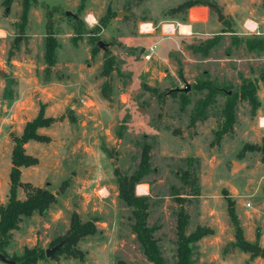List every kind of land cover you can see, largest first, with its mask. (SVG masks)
<instances>
[{"label": "rangeland", "instance_id": "374dc122", "mask_svg": "<svg viewBox=\"0 0 264 264\" xmlns=\"http://www.w3.org/2000/svg\"><path fill=\"white\" fill-rule=\"evenodd\" d=\"M4 1L0 20L8 13L15 23H9L11 36L2 31L8 26L0 25V192L9 187V132L17 124L11 108L19 83H29L25 97L36 93L38 106L47 100L45 116L56 119L40 128L43 133L38 131L48 143L29 142L27 154L38 163L21 173L22 183L49 190L56 202L44 216L22 218L6 255L20 258L25 249L37 248L44 259L36 264H149L132 234L131 210L118 197L114 175L118 169L130 176L147 143L151 173L136 185L135 194L149 198L148 224L156 227L154 237L165 264H175L179 205L190 216L187 234L197 226L213 230L196 244L195 264H264L261 252L248 249H264V128L258 124L264 117V0H28L22 33L18 25L24 0H11L9 6ZM189 2L194 5L171 13ZM210 5L220 10L222 21ZM146 22L155 27V39L149 42L144 39L148 36L138 34V26ZM246 22L255 24L254 32L245 29ZM177 23L185 25L180 30L184 33H159L162 24ZM48 34L59 48L54 74L45 82ZM214 38L217 44L205 55ZM151 46L156 52L147 61L144 53ZM110 55L117 71L111 75L112 100L107 102L100 92V74ZM95 62L99 67L92 72L82 68ZM93 75L98 81L80 89L78 83L89 84ZM243 79L257 84L260 107L254 116L248 103L238 99ZM63 83L70 93L62 103L54 97ZM186 86L189 90L183 92ZM233 96L238 99L233 131L211 145ZM199 104L206 107L207 119L190 126ZM22 111H14L20 126ZM245 145L250 148L243 150ZM185 171L197 178L199 196L182 182ZM17 194L25 198L24 191ZM231 208L242 228L244 248L235 238ZM73 212L83 222L98 220L97 233L76 245L83 258H53L56 253L46 257L45 251L66 234Z\"/></svg>", "mask_w": 264, "mask_h": 264}, {"label": "trees", "instance_id": "16d2710c", "mask_svg": "<svg viewBox=\"0 0 264 264\" xmlns=\"http://www.w3.org/2000/svg\"><path fill=\"white\" fill-rule=\"evenodd\" d=\"M11 0H5L9 6ZM194 4L188 3L185 7L171 11L179 12L180 10H186V8L192 7ZM23 9L19 17L18 31L23 32L28 12V0L23 1ZM8 15V13H5ZM228 29L231 28L225 21H223ZM227 31V30H226ZM230 32V29L229 31ZM17 42V36L14 39ZM217 38L209 41L204 49L206 55L208 51L217 44ZM246 46L250 51L254 49L250 41L246 42ZM59 44L52 34H48L45 37L44 54L43 59L45 63L44 68V81L48 82L53 72V68L57 63V49ZM96 55V50H91V59ZM115 56L110 55L103 60L100 76L104 78V82L101 85V94L104 100L111 102L112 100V85L111 75L116 69ZM57 76V75H56ZM58 77L62 79V75L58 74ZM263 80V79H262ZM177 92H172L175 94ZM240 101H245L251 108V114L254 116L260 107V102L257 97V84L251 80L243 79L240 85ZM236 96L231 98V101L225 105L223 112V123L220 129L214 133V141L211 145H218L221 138L228 131H233L234 125L237 122V116L235 112ZM182 105H186V99L182 98ZM205 106L198 105L194 112L190 116V126H194L196 122H204L207 119L205 114ZM56 119L45 116V105L39 104V109L36 117L31 121H28L23 128V132L20 136L15 133H10V140L13 144L11 151V169L9 172V190L6 195V202L0 205V252L9 260L14 261L16 264H36L39 260L44 259L43 252L37 248L25 249L23 256L20 258H9L5 249L9 244L12 237V232L17 230L22 218H30L37 214L44 216L48 212L50 206L56 202V196L54 193L47 189L34 187L30 183L21 182V168L33 167L38 163V160L28 154H26L24 145L29 141H35L39 143H48L50 140L48 137L40 135L38 130L40 128H46L51 126ZM250 146L245 145L243 150H248ZM150 151L151 146L147 143L142 145L140 162L137 169L130 175L126 176L120 173L118 169L114 170L116 177V183L118 188V197L120 201L131 210L132 225L131 231L135 236V239L140 244L143 256L149 264H165V260L162 258L157 240L154 237L156 227L149 226V198L147 196H136L135 187L140 183L147 175L151 173L150 166ZM262 160L264 161V148L261 150ZM182 182L192 189V195L199 196V186L197 184V178L189 171L183 172L181 176ZM22 189L25 194V199H18V190ZM181 199V198H178ZM179 201V200H178ZM181 201V200H180ZM231 223L235 230V238L244 248L243 232L240 226L239 220L235 214L233 208L229 209ZM97 218H93L86 222H83L76 212L71 213L69 228L66 234L58 238L53 245L62 243L60 249L56 252L53 258H56L60 254H65L68 257L82 259L83 254L76 249V245L88 236H93L97 233L96 223ZM190 216L186 209L179 205V209L176 213V257L175 264H195L194 263V250L196 244L205 238L212 235L213 230L208 227L197 226L195 230L187 234V228L189 226ZM260 257L264 259V249L260 253ZM117 264H126L122 261H118Z\"/></svg>", "mask_w": 264, "mask_h": 264}, {"label": "crops", "instance_id": "0c3cea01", "mask_svg": "<svg viewBox=\"0 0 264 264\" xmlns=\"http://www.w3.org/2000/svg\"><path fill=\"white\" fill-rule=\"evenodd\" d=\"M7 16L8 15H5L3 18H1V20H0V25H1V27L3 26V28L4 27H7L8 26V28H5V29H3L2 31L3 32H5V33H7L9 36H11V33L13 32L12 30V28L11 27H9L10 26V24L9 23H12V24H14L15 22L13 21V22H10L9 21V18H7ZM146 23H150V22H146ZM13 27V26H12ZM183 27H185V25L183 26ZM186 28V27H185ZM190 29V28H189ZM188 29V30H189ZM7 30V31H6ZM155 32V31H154ZM160 33V32H159ZM15 34V33H14ZM14 34H12L13 36H14ZM139 34V33H138ZM140 35V34H139ZM17 36V35H16ZM15 36V37H16ZM145 36H148V37H145L144 39H145V41H147V42H149V41H151V40H153V39H155L154 37H153V34H151V35H145ZM14 37V38H15ZM144 50H146V49H142L141 50V52H144ZM148 50V49H147ZM147 50L145 51V53H144V55L147 53ZM162 51V50H161ZM161 51H160V53H161ZM156 51L154 50V52H153V54L155 53ZM152 54V55H153ZM147 61H149V60H147ZM103 63V62H102ZM57 66V63H56V65H55V67ZM94 66H96L97 68L99 67V64H98V62H95V64L94 65H92V66H90V67H88L87 69H85L84 67H83V65H82V68L84 69V70H88V69H90V71L92 72V68L94 67ZM55 67L53 68V70H55ZM102 67V66H101ZM45 68V67H44ZM97 72H98V69H97ZM59 75H62L63 76V74H59ZM101 77V76H100ZM62 79H63V77H62ZM93 80H92V82H90L89 84H85V83H82V84H80V83H78V85L80 86V89H81V87H88L90 84H92L93 83V81H95V82H97L98 80H94V75H93V78H92ZM101 79H102V82H101V84H100V88H101V85L103 84V82H104V78H102L101 77ZM23 84H25V85H23ZM27 87H29V83L26 81V80H24V81H22L21 83H19V87H18V90H17V94H18V98H15L14 99V102H13V105H12V108H11V110L13 111V116L12 117H14L15 118V120H16V126L14 125V127H13V129L14 130H11L9 133H11V132H13V133H15L16 135H20V133L22 132V130H23V128H24V125L28 122V121H31L32 119H34L35 117H36V115H37V113H38V109H39V106H38V103L36 102L37 100H38V98H36V93L35 94H33V95H28L27 97H25V95L27 94ZM63 90L61 91V93L60 94H62V95H64L63 97H59V95L60 94H58V96H57V98H56V96L54 97V99H56L57 101H60L59 99H61L62 100V103L63 102H65V100L67 99V96H68V94L70 93V90H68V91H65L66 90V86H65V84L63 83ZM34 90H35V88H31V91H33L34 92ZM101 90V89H100ZM101 92V91H100ZM28 93H29V91H28ZM59 93V92H58ZM45 101H47V100H44L41 104H44L45 103ZM61 103V104H62ZM40 104V103H39ZM45 105V104H44ZM15 108V109H14ZM19 110V109H23V111L21 112V114L19 115L20 117H24V122H22V126H20V124H19V118L17 119V116L14 114V111L15 110ZM11 111V112H12ZM48 115H50V114H48ZM11 121V119L9 118V120H8V123ZM205 122V121H204ZM10 125V124H9ZM10 127V126H9ZM16 127V128H15ZM15 129H16V132H15ZM39 131V133H43V130H41V129H39L38 130ZM11 141V140H10ZM30 142V141H29ZM29 142L28 143H26L25 145H24V148H25V151H26V154H27V146H28V144H29ZM11 145H12V147H13V144H12V142H11ZM12 147H11V151H12ZM29 155V154H28ZM10 169H11V152H10V165H9V172H10ZM23 170H24V168H21V173L23 172ZM24 183V182H23ZM26 183H28V182H26ZM9 185H10V182H9ZM34 187H37V186H34ZM8 190H9V187H8ZM7 190V191H8ZM6 191V192H7ZM20 191L22 192L23 190L22 189H19L18 190V193H20ZM6 192H3V191H1L0 192V202H3V204L6 202V195L7 194H4V193H6ZM8 193V192H7ZM2 195H4L3 197H2ZM18 199H20V200H24L25 198H18ZM9 246V245H8Z\"/></svg>", "mask_w": 264, "mask_h": 264}, {"label": "built area", "instance_id": "2783aa9c", "mask_svg": "<svg viewBox=\"0 0 264 264\" xmlns=\"http://www.w3.org/2000/svg\"><path fill=\"white\" fill-rule=\"evenodd\" d=\"M245 29L250 32H254L255 30V24L253 25L250 22H246L244 25ZM181 28H184L183 25H180L177 23V25H172V24H162L159 27V31L162 35H169V34H174L175 31L177 30L179 33H184L181 32ZM155 31V27L153 26L152 23H142L138 26V33L140 35H151ZM154 52V46H151L148 48L147 53L144 55L145 60H150L152 54ZM259 127L264 128V117L259 118ZM103 192V189L99 190V194ZM249 206V205H248Z\"/></svg>", "mask_w": 264, "mask_h": 264}, {"label": "water", "instance_id": "95a60500", "mask_svg": "<svg viewBox=\"0 0 264 264\" xmlns=\"http://www.w3.org/2000/svg\"><path fill=\"white\" fill-rule=\"evenodd\" d=\"M210 6L216 11L218 21H222L223 15L220 13V10L216 6H213V5H210ZM6 11H8V8L6 9ZM188 90H189V87L186 86L182 91L187 92ZM61 245H62V243H59L56 246L52 247L51 249L46 250L45 256L46 257H52L54 255V253H56L60 249ZM230 249H231V247L227 246V250H230ZM248 249L253 254H257V253L261 252L260 248H258V247H249ZM0 261L2 263H5V264H16L14 261L7 259L1 252H0Z\"/></svg>", "mask_w": 264, "mask_h": 264}]
</instances>
